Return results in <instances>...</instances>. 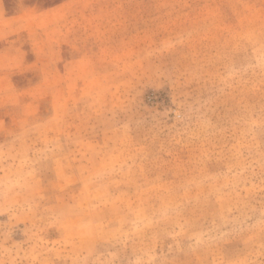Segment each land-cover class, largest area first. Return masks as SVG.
I'll return each mask as SVG.
<instances>
[{"label": "rangeland", "instance_id": "374dc122", "mask_svg": "<svg viewBox=\"0 0 264 264\" xmlns=\"http://www.w3.org/2000/svg\"><path fill=\"white\" fill-rule=\"evenodd\" d=\"M0 264H264V0H0Z\"/></svg>", "mask_w": 264, "mask_h": 264}]
</instances>
